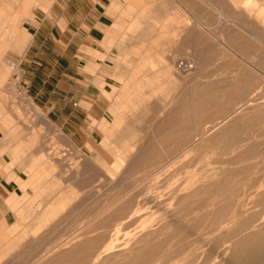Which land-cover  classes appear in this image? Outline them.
<instances>
[{
    "label": "rangeland",
    "instance_id": "obj_1",
    "mask_svg": "<svg viewBox=\"0 0 264 264\" xmlns=\"http://www.w3.org/2000/svg\"><path fill=\"white\" fill-rule=\"evenodd\" d=\"M53 1L0 0V142L39 171L22 190L10 153L0 159V264H264V0H123L108 17L103 0L100 55L80 52L81 92L76 76L67 92L60 76L33 80L38 116L15 94L27 79L9 64L23 54L6 46L26 43L37 5ZM114 84L125 98L116 122L102 92ZM18 188L33 199L10 209Z\"/></svg>",
    "mask_w": 264,
    "mask_h": 264
},
{
    "label": "crops",
    "instance_id": "obj_2",
    "mask_svg": "<svg viewBox=\"0 0 264 264\" xmlns=\"http://www.w3.org/2000/svg\"><path fill=\"white\" fill-rule=\"evenodd\" d=\"M102 1L103 0H54L49 8L44 6L42 3H39L37 8L34 10V17L35 19L38 18L40 12H44V15L39 16L40 18L36 20L35 27L32 29V32L29 25L27 29L30 34L28 41L23 43L24 45L22 44L21 46H16L14 41L7 43L6 49H18L19 52L23 54L22 58L19 59L20 77H22V79L26 78L30 81V83L27 82L29 87L28 94H31L36 103H41V100L39 99V97H41V90L39 87L34 85L33 80H39L43 77L60 76L62 78L61 82L65 86L64 90L67 92L71 90V85L69 83L72 81V76H76V81L73 80L74 83L76 82V93L77 91H79V93L81 92L80 52L82 47L87 48L92 55H100L97 51L98 48H100L98 47L97 42L98 36L101 35L99 28L102 26L100 20L103 13L102 10L104 9L103 6H101ZM122 1L123 0H111L109 9L108 3H106L104 14L108 17V14L112 13L113 9L117 10L119 4H123ZM134 3L136 2L134 1ZM105 37L106 30L104 31V36L101 40ZM108 42L112 47L104 49L106 54L112 53L116 40H114L112 36L108 38ZM126 55L129 56V53ZM86 58L89 59L88 57ZM111 59H113L115 65L119 64V60L116 59L113 54ZM93 65L94 64L87 63L86 67L91 68ZM46 71L48 73H45ZM114 74L115 73L112 74V77L115 78ZM123 79L124 78L120 77V80ZM43 84L44 81H42L40 87H42ZM108 87L109 90L105 89L102 92L110 101L116 99V105L110 110V114L113 115V117L115 116V118H113V122H116L119 121L118 118H121V115L117 114L116 110L124 104L125 98L123 95H120L121 86L119 84L109 85ZM29 98L31 99V97ZM79 98H82L81 94L77 95V100ZM50 107L52 109L53 105ZM37 108L39 107L37 106ZM0 114H2L1 109ZM174 115H178L176 111L171 117L170 115L167 116V119H173ZM135 117L136 115H131L132 120L135 119ZM2 122L5 123V121ZM64 123L68 122L64 120L61 121L59 125ZM54 125L56 126V124ZM167 126L169 127V125ZM154 128L156 130L158 129L160 133L164 132L163 130L166 128L165 122L161 121V123L158 124V126H154ZM7 134H9L8 132H6L5 135L10 137V135ZM3 137L5 138V136ZM4 138L3 141L0 142V148L3 150L1 151L0 149V152L4 153H0V159L4 160L6 153H10V160L6 162L5 168H15L13 171L10 169L11 173L14 175L15 181H17L22 190L27 189L25 186H27L28 182L32 184L31 177L39 175V171L36 167H32V172L28 171L30 169V165L27 166L25 154L21 152V146L16 142L12 143L10 146L9 138L6 137L7 140ZM117 138H119V136H117ZM102 139L103 137L100 135L99 150L104 151V143L106 144V142ZM89 149H91V146H89ZM33 160L35 161L36 159L34 158ZM20 171H24L27 180L25 176V178L21 177L19 174ZM8 183L10 182L6 181V174H2L0 171V214L5 207V201L7 200ZM20 188L17 190H10V209L23 207L24 205L21 204V202H23L26 198L31 200L33 199L30 196H24L23 193H20Z\"/></svg>",
    "mask_w": 264,
    "mask_h": 264
},
{
    "label": "bare ground",
    "instance_id": "obj_3",
    "mask_svg": "<svg viewBox=\"0 0 264 264\" xmlns=\"http://www.w3.org/2000/svg\"><path fill=\"white\" fill-rule=\"evenodd\" d=\"M17 1V0H16ZM25 2H28V1H25ZM23 4V3H22ZM18 6H20L19 4H18ZM27 6V5H26ZM25 8V7H24ZM236 8V7H235ZM18 9V8H17ZM251 9V8H250ZM5 10V9H4ZM20 10H22V7H20ZM239 10V9H238ZM218 11V10H217ZM15 12V11H14ZM30 15V14H29ZM11 19V18H10ZM31 19V18H30ZM258 19V18H257ZM260 23V22H259ZM7 24H8V22H7ZM5 26H6V24H5ZM4 26V27H5ZM242 27V26H241ZM2 29H3V27H2ZM6 30H8L9 32H15V33H17L18 31L17 30H20L21 31V24H17L16 26L14 25V26H11V27H9L8 29H6ZM26 31V30H25ZM5 32V31H4ZM22 32V31H21ZM1 33V32H0ZM26 34V33H25ZM24 36V35H23ZM24 42V41H23ZM25 43V42H24ZM178 63H177V65H176V68L178 67L180 70L181 69H183L184 71H185V69H184V67L187 69V67H188V64H186L187 62H184V60L182 59V60H179V61H177ZM187 66V67H186ZM190 66V65H189ZM189 68V67H188ZM11 70V69H10ZM183 76V75H182ZM151 84V83H150ZM149 84V85H150ZM153 84V83H152ZM138 94V93H137ZM136 94V95H137ZM25 97H27V96H25ZM19 99H22V98H19ZM134 103V102H133ZM26 104L27 105H29L32 109H33V111L35 112V114H37L38 116H41L42 115V112L39 110V108H37V106L35 105V104H33V102H32V100H30V99H26ZM130 106H132V104H130ZM136 109V108H135ZM133 111H134V109H133ZM42 118H44V117H42ZM118 126H119V124H118ZM59 129V128H58ZM144 140V139H143ZM139 151V150H138ZM135 152H136V150H135ZM134 153V152H133ZM135 154H137V152L135 153ZM130 158V157H129ZM129 158H128V160H129ZM133 158V157H132ZM127 161V160H126ZM130 162V161H129ZM78 169H80V168H78V166H77V169L75 170V171H77ZM82 171V170H81ZM77 172H79V171H77ZM77 172H75V173H77ZM79 174V173H78ZM71 176H73V175H71ZM79 178V177H78ZM70 184V183H69ZM71 185V184H70ZM73 185V184H72ZM74 187V186H73ZM72 187V188H73ZM71 189V188H70ZM69 189V190H70ZM71 196H72V194H71ZM37 197H39V195L37 196ZM58 238V237H57ZM62 241V240H61ZM56 242V241H55ZM51 244V243H50ZM10 246V245H9ZM55 247V246H54ZM74 246H72V249H74L73 248ZM80 247V246H79ZM65 248H67V246L65 247ZM65 248H62L63 250L65 249ZM70 248V247H69ZM81 248V247H80ZM79 248V249H80ZM68 249V248H67ZM60 250V249H59ZM69 251V250H68ZM37 252V251H36ZM54 252V251H53ZM52 252V253H53ZM59 252V251H58ZM58 252H57V254H58ZM72 252H73V250H72ZM75 252H77V250L75 251ZM54 253H56V252H54ZM74 253V252H73ZM44 254H46V253H44ZM68 254V253H67ZM67 256V257H66ZM65 256V258H63V259H65V262H66V259L68 260V258L70 257H68V255H66ZM36 257V256H35ZM50 257V256H49ZM52 257V256H51ZM50 257V258H51ZM54 257H55V255H54ZM61 258V257H60ZM48 259V258H47ZM46 259V260H47ZM52 259V258H51ZM70 259V258H69ZM62 259H60V261H61ZM71 260V259H70ZM50 261V260H49ZM26 262H28V261H26ZM25 262V263H26ZM35 262V261H34ZM42 262V261H41ZM61 262H63V261H61ZM65 262H63V263H65ZM68 262V264H69V261H67ZM71 262V261H70ZM33 263V262H32ZM28 264V263H27ZM43 264V263H42ZM51 264V263H50Z\"/></svg>",
    "mask_w": 264,
    "mask_h": 264
},
{
    "label": "built area",
    "instance_id": "obj_4",
    "mask_svg": "<svg viewBox=\"0 0 264 264\" xmlns=\"http://www.w3.org/2000/svg\"><path fill=\"white\" fill-rule=\"evenodd\" d=\"M10 69L15 72V73H20V69H19V63H15V62H10L9 64ZM28 91H29V87L26 81L24 80H18L17 81V87H16V92L15 94L17 95V97L19 98H25V96H28Z\"/></svg>",
    "mask_w": 264,
    "mask_h": 264
}]
</instances>
